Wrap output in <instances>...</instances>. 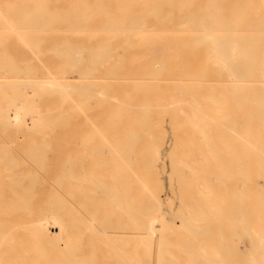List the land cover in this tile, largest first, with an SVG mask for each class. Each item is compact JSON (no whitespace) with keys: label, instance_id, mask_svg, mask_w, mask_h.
<instances>
[{"label":"bare ground","instance_id":"6f19581e","mask_svg":"<svg viewBox=\"0 0 264 264\" xmlns=\"http://www.w3.org/2000/svg\"><path fill=\"white\" fill-rule=\"evenodd\" d=\"M0 28L56 66L0 34V264H264V0H0Z\"/></svg>","mask_w":264,"mask_h":264},{"label":"rangeland","instance_id":"374dc122","mask_svg":"<svg viewBox=\"0 0 264 264\" xmlns=\"http://www.w3.org/2000/svg\"><path fill=\"white\" fill-rule=\"evenodd\" d=\"M3 29V30H2ZM8 29H5V28H0V34H5L6 32H8L7 31ZM4 32V33H3ZM17 32H21V33H25L26 31H25V29H19V30H17V31H15V30H10L9 29V38L8 39H10L7 43H6V46L10 49V50H12V52H14L15 53V55H16V59L19 61H22L24 58L27 60V61H30V59L32 60L31 61V63L32 64H34V65H40V68H41V70L37 73V74H34V76L33 75H31V76H29L30 78H41V77H43L44 76V74L48 71L47 69H48V67L50 68V69H54V70H56V66L55 67H50V65H51V63H50V61L48 60V59H46L48 56L46 55H44V56H42L41 57V55H37V53L34 51L33 52V49L32 48H30V47H28V46H26V45H24L23 43H21V42H18V40H17V38H16V35H17ZM59 34H61V33H59ZM6 36H8L7 34H5ZM15 37V38H14ZM15 40L18 42V43H16L15 42ZM34 53V54H33ZM33 57H35L34 59H33ZM39 58V59H38ZM52 66V65H51ZM8 73H10V72H8L7 70H4V71H0V82L1 81H5V80H7L10 76H11V74H8ZM70 73H66V75H69ZM2 75V76H1ZM5 77H4V76ZM9 76V77H8ZM13 77H12V79H14L15 77H16V75H12ZM2 77V78H1ZM6 77H8V78H6ZM29 77H16V78H19V79H24V78H29ZM1 95V94H0ZM2 96V95H1ZM39 99H40V104H42V103H44V98H42V97H39ZM58 102L57 101H55V100H53V101H51L50 102V104L51 105H54V104H57ZM14 110H11V115H12V117L13 118H15L16 116H15V112H13ZM13 112V113H12ZM31 116L29 115H27V122H30L31 121ZM31 123V122H30ZM32 134H30L29 136H25L24 138H21V141H23V142H28V141H30L31 139H32V136H31ZM26 138V139H25ZM3 140V138H2V136H0V142ZM168 169V165L167 164H163L162 165V167H161V169H162V171H161V169H159L160 170V172L163 174V177L165 176V178H164V180L165 181H163V177H162V182H164L165 184H164V188H165V186H166V188H165V190H168V188H167V186H168V183H169V180H168V177H166L167 176V174L166 175H164V173H163V171L165 170V169ZM160 173V174H161ZM165 215L166 216H169V212L167 213V212H165ZM56 227V228H55ZM57 230V231H56ZM59 231V228L57 227V226H54V227H52L51 226V230H50V232H58Z\"/></svg>","mask_w":264,"mask_h":264}]
</instances>
